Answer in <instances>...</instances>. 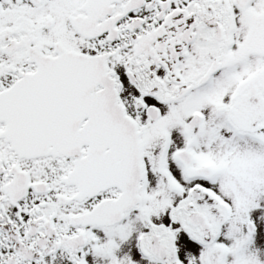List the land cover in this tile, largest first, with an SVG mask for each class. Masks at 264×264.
I'll use <instances>...</instances> for the list:
<instances>
[{
	"label": "snow or ice",
	"instance_id": "6c2138e0",
	"mask_svg": "<svg viewBox=\"0 0 264 264\" xmlns=\"http://www.w3.org/2000/svg\"><path fill=\"white\" fill-rule=\"evenodd\" d=\"M0 264H264V0H0Z\"/></svg>",
	"mask_w": 264,
	"mask_h": 264
}]
</instances>
